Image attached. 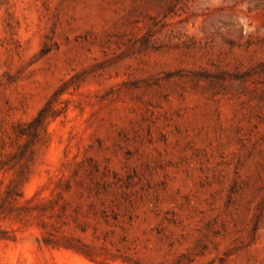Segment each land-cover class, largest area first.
<instances>
[{
  "label": "rangeland",
  "instance_id": "rangeland-1",
  "mask_svg": "<svg viewBox=\"0 0 264 264\" xmlns=\"http://www.w3.org/2000/svg\"><path fill=\"white\" fill-rule=\"evenodd\" d=\"M0 264H264V0H0Z\"/></svg>",
  "mask_w": 264,
  "mask_h": 264
},
{
  "label": "trees",
  "instance_id": "trees-1",
  "mask_svg": "<svg viewBox=\"0 0 264 264\" xmlns=\"http://www.w3.org/2000/svg\"><path fill=\"white\" fill-rule=\"evenodd\" d=\"M46 112H47V108H43L38 115L31 121L29 122V126L34 128V129H38L39 127L44 125L45 119L47 118L46 116Z\"/></svg>",
  "mask_w": 264,
  "mask_h": 264
}]
</instances>
